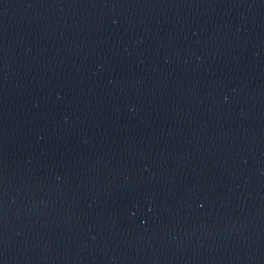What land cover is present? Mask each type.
<instances>
[{"label": "water", "instance_id": "1", "mask_svg": "<svg viewBox=\"0 0 264 264\" xmlns=\"http://www.w3.org/2000/svg\"><path fill=\"white\" fill-rule=\"evenodd\" d=\"M0 264H264V0H0Z\"/></svg>", "mask_w": 264, "mask_h": 264}]
</instances>
